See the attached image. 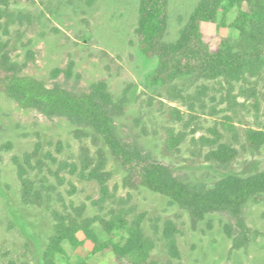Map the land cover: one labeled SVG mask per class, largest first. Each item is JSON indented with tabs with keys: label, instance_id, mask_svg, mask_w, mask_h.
<instances>
[{
	"label": "rangeland",
	"instance_id": "rangeland-1",
	"mask_svg": "<svg viewBox=\"0 0 264 264\" xmlns=\"http://www.w3.org/2000/svg\"><path fill=\"white\" fill-rule=\"evenodd\" d=\"M198 3L169 0L166 42L178 39ZM0 11V59L6 51L24 74L49 85L59 81L71 90H87L94 82L107 81L115 98H127L124 113L116 119L122 141L142 147L181 179L213 185L229 173L248 176L264 170V144L255 149L247 139L248 128L264 130V68L258 76L239 80L179 78L172 84L150 86L148 77L159 60L140 48L135 30L139 0H0ZM235 14L228 15L227 25L202 24L212 49L222 39L238 36L229 26ZM71 62V77L62 72L54 78L55 68ZM76 129L68 118L23 108L0 90V264H41L53 231V211L74 206L84 207L86 217H109L122 207L133 215L144 214L145 231L156 241L151 259L159 264H264V196L245 206L247 222L255 230L250 247L233 250L225 230L231 221L228 213L214 212L194 222L169 197L126 185L125 170L100 136L89 129L78 136ZM215 130L239 151L229 166L207 160L208 147L203 148L202 140L194 141L213 137ZM171 133L184 136L177 147L170 144ZM86 149L90 159L105 162L110 173L108 197L83 172ZM20 171L51 194L50 203L23 202ZM168 220L179 229L180 258L170 256L162 236ZM65 246L72 257L84 253ZM58 262L68 264L65 256H59ZM90 262L119 264L112 252H98Z\"/></svg>",
	"mask_w": 264,
	"mask_h": 264
},
{
	"label": "trees",
	"instance_id": "trees-1",
	"mask_svg": "<svg viewBox=\"0 0 264 264\" xmlns=\"http://www.w3.org/2000/svg\"><path fill=\"white\" fill-rule=\"evenodd\" d=\"M236 12L229 26L238 36L222 39L217 49H212L202 32V24L227 25L228 15ZM169 0H139L136 33L142 52L159 60L149 75L150 86L172 84L179 78L194 80L227 77L239 80L245 76H258L264 68V0H199L188 21L173 42H166L169 26ZM0 11V18L2 16ZM1 26V24H0ZM71 62L66 68H55L56 78L64 72L73 75ZM230 85H233L228 81ZM0 90L14 98L23 108H35L49 117L68 118L82 136L87 129L103 140L113 158L126 172L125 184L146 187L161 193L186 210L194 222L214 212H226L231 221L225 224L232 238L233 250H247L255 230L248 224L245 206L253 199L264 196V170L242 176L229 173L213 185L192 183L181 179L166 164L155 159L142 147L125 144L117 133V117L125 111L127 98H115L105 80L91 84L87 90H71L59 81L49 85L46 81L23 73L22 66L14 62L8 52L2 51L0 59ZM205 107L202 97L196 99ZM236 101V99H234ZM237 102V101H236ZM233 127V126H232ZM170 134V144L177 147L183 135ZM220 131L213 137L202 136V146L208 147L207 160L229 166L237 157L238 149L230 141H223ZM247 139L258 149L264 144V130L247 129ZM84 153L83 172L89 180L98 182L102 196L108 197L110 173L103 158L90 159ZM22 200L26 205L51 202L46 192L26 172L20 171ZM53 231L41 255V264H60L65 256L68 264H91L90 258L98 252H112L119 264H159L151 259L156 245L154 237L144 228L145 215L135 214L122 207L109 217H86L84 207L53 211ZM97 225L102 230L98 231ZM158 230V227L156 228ZM172 220L166 221L162 236L172 258H180L177 233ZM74 251L71 256L66 249ZM169 264H173L169 262Z\"/></svg>",
	"mask_w": 264,
	"mask_h": 264
}]
</instances>
